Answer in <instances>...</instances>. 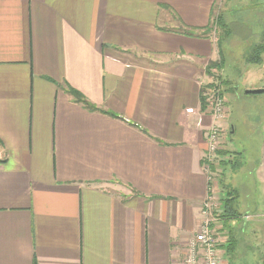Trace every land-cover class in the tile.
I'll use <instances>...</instances> for the list:
<instances>
[{"label":"crops","instance_id":"0c3cea01","mask_svg":"<svg viewBox=\"0 0 264 264\" xmlns=\"http://www.w3.org/2000/svg\"><path fill=\"white\" fill-rule=\"evenodd\" d=\"M217 2L0 0V264H182L208 196L235 263L238 223L203 170ZM255 171L264 184V156Z\"/></svg>","mask_w":264,"mask_h":264},{"label":"rangeland","instance_id":"374dc122","mask_svg":"<svg viewBox=\"0 0 264 264\" xmlns=\"http://www.w3.org/2000/svg\"><path fill=\"white\" fill-rule=\"evenodd\" d=\"M224 3L225 0H218L214 6L215 11H224ZM263 4L264 3H262V7H259L257 4L248 5L246 7L248 11H245L244 8L241 9L239 13L234 12L230 13V15L236 14L246 21H251V18L256 17L255 15L251 16L252 11L257 10L261 14ZM240 23L242 24L243 22ZM229 25V27H235V29L232 35L228 37L230 41H225L222 46V56L224 59L223 67L221 69L217 68V64L215 63L217 59L209 62L205 66L204 72L208 77L207 80L210 81L203 86L202 95L205 103L209 104L210 102L208 99L210 94L216 91L214 89L217 87V76H219V74H222L225 80L231 79L237 81V85L239 86V91L237 92L239 96L238 99L235 102L226 104L227 107L229 106V121L234 126L235 133L228 135L229 125H226L225 131H222L221 133L223 134L218 137L220 148H222L223 145L227 148L226 151L229 149L233 153L240 152L238 160L242 162L243 166L237 172L238 177L236 176L235 180L238 186L236 207L242 213V216L244 214L250 216L247 222L239 218L234 220L238 224L235 226L232 225L233 237L235 238L238 236V229L242 228L239 234L238 250L236 251L237 260L234 264H264V184L255 171L257 165L264 156V93H261L263 94V99L260 103L256 101V98L261 96V94H245L242 83H240L242 80H250V83H260V85H264V54H262L261 64H246L243 59V50L247 51L248 48L244 47V45L240 43L238 35L236 36L237 26L235 25V21ZM218 33H220L216 35L218 38L220 36L222 38L224 37V34H222L220 30ZM253 69H256L255 73ZM228 110L227 116H225V123L229 113ZM251 115L255 118L254 120H251ZM232 117L234 121H242L244 123L233 122ZM212 123L211 119L210 125L206 130L205 140L207 139V132L210 130L209 127ZM227 142L232 145H226ZM218 158H220L219 155L213 158V165L217 175V181L219 182L220 194H222L220 181L222 180L223 168L217 163L216 160ZM231 174L232 173L228 171L226 175L228 180ZM233 185L235 186V182H233ZM222 198H224L223 194L220 195V200Z\"/></svg>","mask_w":264,"mask_h":264},{"label":"trees","instance_id":"16d2710c","mask_svg":"<svg viewBox=\"0 0 264 264\" xmlns=\"http://www.w3.org/2000/svg\"><path fill=\"white\" fill-rule=\"evenodd\" d=\"M262 3H264V0H225L224 11L216 10L217 11L216 12L215 8L212 9V22H211L210 27L207 29V31L209 34H213L212 36L213 38H215L216 46L218 45L217 46L218 57H217V61L215 62L217 64L218 69H221L224 63V59L222 56L223 43L229 40L228 37L232 35L235 29V27L234 28L229 27L230 26L229 24L233 23V21H235V25L237 26L236 36L238 35L240 43L243 44L244 47L248 48L247 51L243 50L244 51L243 53L244 62L246 64L249 63L252 65L261 64L262 54L264 53V4H263L261 14L257 10L252 11L251 16L255 15L256 17L251 18L252 19L251 21H246L241 16H238L236 14L230 15V13H234V12L239 13L240 10L244 8H245V11H248L246 7L252 4H255V5L257 4L259 5V7H262ZM240 22H243V23L241 24ZM219 30L222 32V34H224L223 38L221 36L219 38L218 36H216L220 34L218 33ZM217 77H218L217 79L218 84L214 90H220L221 94L223 95L222 93L223 90H221L222 89L221 85L224 83L223 80L225 79L222 74H219V76ZM226 80H229V79H226ZM67 91L73 97V100L81 104L86 110L91 111V112L98 111V112L105 113L112 117L115 116L108 111H101L97 109L91 103L86 101L81 94L71 89L70 87L67 88ZM201 101H202L201 102L202 109H205L206 103L204 101L203 96L201 97ZM229 133L230 132H228V135ZM218 155L220 158H218L216 161L219 164V166H222L223 168L222 177H221L222 180L220 181L221 192L224 196V202H223L224 207L222 209V217L226 219H229L230 217L231 219H238L242 216V213L236 207L238 186L235 180H236L237 172L243 166L242 162L238 160V158L240 157L239 156L240 152L232 153V152L226 151V149L220 148L217 151L216 157H218ZM203 162H204V158H203ZM211 167L214 168V165H212ZM227 169L228 171L232 173L229 180L226 178V175L228 173V171H226ZM233 182H235V186L233 185ZM244 215H248V214H244ZM241 229L242 228L238 229L239 233L241 232ZM229 250H231V248Z\"/></svg>","mask_w":264,"mask_h":264},{"label":"built area","instance_id":"2783aa9c","mask_svg":"<svg viewBox=\"0 0 264 264\" xmlns=\"http://www.w3.org/2000/svg\"><path fill=\"white\" fill-rule=\"evenodd\" d=\"M208 101L209 113L212 119V125L207 132L206 154L204 155V172L208 177V183L215 184L217 175L215 171H211L214 164V157L220 149L218 137L225 131L226 123L225 116H227L228 107L226 106L225 97L220 90L214 91L210 94ZM215 204L213 198L207 197L203 204L202 214L203 220L195 232V235L190 239L185 247V253L182 264H223L221 258V247L225 241L220 233L218 226L219 219L216 215Z\"/></svg>","mask_w":264,"mask_h":264},{"label":"water","instance_id":"95a60500","mask_svg":"<svg viewBox=\"0 0 264 264\" xmlns=\"http://www.w3.org/2000/svg\"><path fill=\"white\" fill-rule=\"evenodd\" d=\"M263 91H264V89L246 90L245 94H256V93H261Z\"/></svg>","mask_w":264,"mask_h":264}]
</instances>
